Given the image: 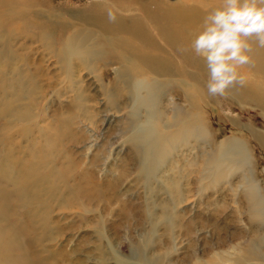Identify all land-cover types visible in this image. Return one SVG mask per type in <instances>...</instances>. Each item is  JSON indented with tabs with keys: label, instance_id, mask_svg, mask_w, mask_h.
I'll use <instances>...</instances> for the list:
<instances>
[{
	"label": "rangeland",
	"instance_id": "rangeland-1",
	"mask_svg": "<svg viewBox=\"0 0 264 264\" xmlns=\"http://www.w3.org/2000/svg\"><path fill=\"white\" fill-rule=\"evenodd\" d=\"M218 3L0 0V264H264V73L209 96L147 17Z\"/></svg>",
	"mask_w": 264,
	"mask_h": 264
},
{
	"label": "clouds",
	"instance_id": "clouds-1",
	"mask_svg": "<svg viewBox=\"0 0 264 264\" xmlns=\"http://www.w3.org/2000/svg\"><path fill=\"white\" fill-rule=\"evenodd\" d=\"M252 42L264 48V0H219L193 31L190 49L208 72L209 96H224L244 77L238 69L251 63Z\"/></svg>",
	"mask_w": 264,
	"mask_h": 264
},
{
	"label": "bare ground",
	"instance_id": "bare-ground-1",
	"mask_svg": "<svg viewBox=\"0 0 264 264\" xmlns=\"http://www.w3.org/2000/svg\"><path fill=\"white\" fill-rule=\"evenodd\" d=\"M147 17L150 19L151 23L155 24L158 35L161 36L163 39H165L173 47L180 49L181 54L184 55V58L187 61H189V63L195 64L198 68H200L202 70L207 69L205 66V63L203 61L198 60V59L196 61L189 59V51L190 50L188 48V38H190L189 37L190 32H188L186 30L184 32L183 28L188 26V25H185L187 23H201V22L192 20V12H189V11L188 12L187 11L174 12L173 10L168 8L165 10L164 14L161 15L160 17L159 16H157V17L150 16V15H148ZM114 18L115 17L110 18L109 16H107V17H105L104 20H107V23H108V21L111 20L110 24L113 25V23H115V26L122 27V28L124 27L125 32H127L128 35L130 34L134 38H138L140 40L142 39V41L146 40V34H144V31L142 30L143 29L142 24H140L135 18L125 15L122 18H119L116 21L115 20L113 21L112 19H114ZM174 22H176L177 24L174 25L173 24ZM110 24H108V25L110 26ZM136 48L139 49V46H137ZM252 48H253V51L250 54L251 55V63L247 64V66L255 74L256 73L262 74V73H264L263 72L264 48L258 47L255 44V42H252ZM141 59L143 60L142 56H141ZM152 59L153 58H151V57H147V58H144L143 62L149 68H155L156 69V67H157L158 69L162 68V70H161L162 72L166 71L165 70L166 68L164 67V64L161 62V60L159 62V60H157V59H155L154 61ZM228 90L230 92L232 91V93L234 92L238 95V89L234 85L230 86L228 88ZM239 93H241V92L239 91ZM259 104H261V109L264 111V101H261ZM251 134L258 141L260 146H262L264 148V136L261 135L260 132H258V131H253V132H251ZM241 146L239 148H241ZM230 155H231V153H230ZM263 172H264V169H263ZM248 205H249V208L252 210V212H254L255 214H258L257 216H259L260 214L264 215V194H258L257 188H254V191H251ZM0 259H1V256H0ZM6 264H10V261H7Z\"/></svg>",
	"mask_w": 264,
	"mask_h": 264
}]
</instances>
